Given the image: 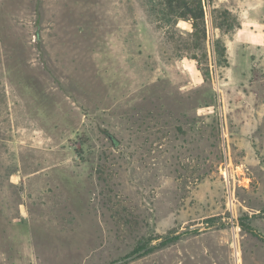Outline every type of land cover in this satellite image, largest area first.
I'll list each match as a JSON object with an SVG mask.
<instances>
[{"label": "rangeland", "instance_id": "1", "mask_svg": "<svg viewBox=\"0 0 264 264\" xmlns=\"http://www.w3.org/2000/svg\"><path fill=\"white\" fill-rule=\"evenodd\" d=\"M197 1L0 0V264H264V0Z\"/></svg>", "mask_w": 264, "mask_h": 264}, {"label": "trees", "instance_id": "2", "mask_svg": "<svg viewBox=\"0 0 264 264\" xmlns=\"http://www.w3.org/2000/svg\"><path fill=\"white\" fill-rule=\"evenodd\" d=\"M192 5V4H191ZM197 6H198V14L197 15H194V13H192V11H191V13H189V15L187 16V18H189V19H191L192 20V24H193V27L194 28H197L198 27V25H199V21H200V18H202L203 16H204V10H203V7H202V4H201V0H198L197 1ZM189 9L190 8H193V6H190V7H188ZM204 8H205V6H204ZM225 51H226V48L225 47H223L222 49H221V55H222V57H224V55H225ZM147 245H141V246H139V247H137L136 248V251H140L141 249H144L145 247H146ZM153 248V247H152ZM151 249V248H150ZM150 249H148V250H150Z\"/></svg>", "mask_w": 264, "mask_h": 264}, {"label": "water", "instance_id": "3", "mask_svg": "<svg viewBox=\"0 0 264 264\" xmlns=\"http://www.w3.org/2000/svg\"><path fill=\"white\" fill-rule=\"evenodd\" d=\"M190 229L191 228H186V229H184V231H187V230H190ZM139 254H140V252L139 253H136V254H133V255H130L128 257H125L123 259H119L117 261H114V262H111V263H107V264H123L126 261H129V260H132V259L136 258Z\"/></svg>", "mask_w": 264, "mask_h": 264}]
</instances>
